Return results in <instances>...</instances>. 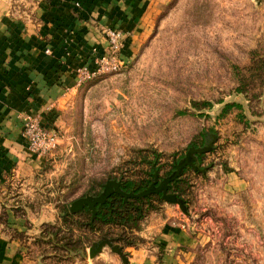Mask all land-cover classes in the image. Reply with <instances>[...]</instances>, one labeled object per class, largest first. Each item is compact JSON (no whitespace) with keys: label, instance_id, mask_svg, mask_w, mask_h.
<instances>
[{"label":"rangeland","instance_id":"1","mask_svg":"<svg viewBox=\"0 0 264 264\" xmlns=\"http://www.w3.org/2000/svg\"><path fill=\"white\" fill-rule=\"evenodd\" d=\"M5 1L11 7L23 3ZM151 10L133 42L131 32L116 28L125 42L117 57L120 65L80 85L64 112V127L52 131L42 126L56 133L57 146L44 156L33 192L27 183L23 192H0V224L8 209L2 199L18 197L15 215L26 214L21 204L29 200L39 215L34 228L26 222L29 234H40V229L50 234L51 225H61L58 206L93 195L107 180L142 176L148 170L143 160L153 154L159 157V181L192 144L201 147L200 134L207 132L216 138L213 151L198 160L206 173L191 168L185 173L188 186L181 198L187 213L156 203L138 232L122 234L124 241L114 244L127 259L141 251L149 264H167L169 250L178 261L173 264H264V0H162ZM107 28L101 29L105 40ZM107 47L93 48L90 65L77 68L94 71V59L107 54ZM226 103L240 108L222 114ZM169 216L178 217L185 234L173 235L178 245L165 252L157 242L160 234L144 231ZM61 228L60 234H68ZM107 232H86L85 249L101 237L119 235L114 229ZM129 241L134 245L126 246ZM41 242V248H52ZM85 254L68 263L84 261ZM102 254L97 264H113L112 259L122 264L108 248Z\"/></svg>","mask_w":264,"mask_h":264},{"label":"crops","instance_id":"2","mask_svg":"<svg viewBox=\"0 0 264 264\" xmlns=\"http://www.w3.org/2000/svg\"><path fill=\"white\" fill-rule=\"evenodd\" d=\"M160 1L31 0L28 3L23 0L11 7L7 1L0 0L1 195L18 188L23 192L24 183L33 192L34 176L46 163L45 157L30 155L27 151L24 118L36 116L48 130L63 128L64 112L81 90L73 70L90 65L93 48L102 51L106 47L101 29L127 30L133 42L136 32L144 28L145 16ZM26 3L31 5L29 12L25 11ZM262 106L264 109V98ZM17 198L1 202L8 209L6 223L0 224V264H50L33 244L38 234H29L32 231L25 228L27 221L34 228L39 215L30 208L31 200L26 201L27 206L21 204L26 214L15 215L11 208L18 206ZM177 218L169 216L160 224L150 225L144 234H160L157 242L167 252V248L178 245L172 240L173 235L185 234ZM23 232L27 233L16 234ZM169 251L164 257L167 264L178 262L170 258L172 250ZM130 255V264H149L141 258V251ZM86 256L84 261L75 264H97L105 254L92 260ZM68 262L59 264H72ZM112 263L116 264L114 259Z\"/></svg>","mask_w":264,"mask_h":264},{"label":"trees","instance_id":"3","mask_svg":"<svg viewBox=\"0 0 264 264\" xmlns=\"http://www.w3.org/2000/svg\"><path fill=\"white\" fill-rule=\"evenodd\" d=\"M194 108H197V104L193 103ZM240 108L239 104L235 103H226L222 107V114L229 112L232 108ZM198 110H200L198 108ZM212 133L202 132L200 134L201 146H205L208 141L211 139ZM214 135V134H213ZM191 146L197 147L192 144ZM213 149L211 150V152ZM205 155V154H203ZM203 155H199L198 160H201ZM148 170L143 173L142 176L133 178L130 173L120 178L117 181H120L122 186L121 189L123 192H133L138 193L149 186V184L153 181V174L157 172L159 175L160 169L157 167L159 157L157 154H153L150 160H145ZM179 160V159H178ZM178 160H174L171 164L170 170L165 174L164 177L170 175L174 169L175 164ZM189 169V167H185L181 176L176 179L174 182L170 183L168 186V193L176 195L177 198L182 199L181 197L185 193L188 180L185 178V173ZM164 177H161L160 180ZM114 180V179H111ZM159 180V181H160ZM106 182V181H105ZM100 184V190L93 193L91 196H97L103 189V185ZM160 194H152L146 198L142 199H123L121 196L113 194L108 200L101 205L100 208L95 207L96 213L92 218L91 211L84 207V209L78 213H71L69 211V205L58 206L59 213L57 214L56 221L61 223V225H51L50 227L54 230L50 234L42 233L43 230L40 229V234L36 235L33 241V244L36 245L41 254L44 255L45 259L49 260H57V264L62 262L70 261V258L74 255L80 254L83 250H85V243L82 242V239H86L83 236L89 235H98L102 236L103 234H110L107 230L114 229L116 231L115 238H111L113 243H117L119 240L124 241L122 238V234L136 233L139 231L140 222L144 219V217L151 211L156 210V203L162 204L163 202L160 199ZM184 202V200H183ZM185 204V203H184ZM17 207L11 208V210L15 212L14 209ZM6 223L5 221L2 224ZM66 228L68 234H60L62 228ZM85 231V233H83ZM87 232V233H86ZM22 234V233H16ZM62 235V236H60ZM22 236V235H19ZM44 239V245H49L52 248H48L44 246L41 248L39 244L40 240ZM89 243V240H87ZM126 246H133L134 242L129 241L125 244ZM61 257V258H60ZM50 264H55L51 262Z\"/></svg>","mask_w":264,"mask_h":264},{"label":"water","instance_id":"4","mask_svg":"<svg viewBox=\"0 0 264 264\" xmlns=\"http://www.w3.org/2000/svg\"><path fill=\"white\" fill-rule=\"evenodd\" d=\"M215 138V135L212 134L210 141H208L205 146H190L185 152L184 156L175 164L174 171L170 175L162 178L160 181H158V173L154 172L153 181L144 190L138 193H133L132 191L125 193L121 189L122 184L120 181L107 180L103 185V189L99 193V195H85L84 197L74 200L69 205V211L75 214L82 211L84 207H87L91 211V215L93 218L96 213L95 207L97 206L98 208H100L101 205H103L113 194L119 195L123 199H142L152 194H160V199L162 202L176 205L181 212L186 214L187 210L183 200L177 198L174 194L168 193V186L170 183L174 182L181 176L185 167H189L195 172H200L202 174L206 173V168L200 167L197 156L210 153L215 142ZM105 248H108L111 253L117 255L122 264H128V259L123 254L121 247L117 244H114L111 239L107 237H101L98 241L92 242L89 245L87 250L88 258L91 260L94 259L100 253H102Z\"/></svg>","mask_w":264,"mask_h":264},{"label":"built area","instance_id":"5","mask_svg":"<svg viewBox=\"0 0 264 264\" xmlns=\"http://www.w3.org/2000/svg\"><path fill=\"white\" fill-rule=\"evenodd\" d=\"M104 36L107 41L108 53L96 56L94 59V71L90 72L86 68H77L74 71L78 85L97 75L114 72L120 65V61L117 58L118 53L125 47L122 32L109 27L104 30ZM23 135L30 155L44 157L50 154L57 146L56 133L45 130L35 116L24 118Z\"/></svg>","mask_w":264,"mask_h":264}]
</instances>
